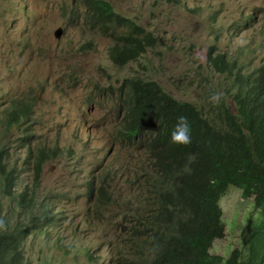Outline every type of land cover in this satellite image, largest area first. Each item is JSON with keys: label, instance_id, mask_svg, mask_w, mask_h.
<instances>
[{"label": "rangeland", "instance_id": "obj_1", "mask_svg": "<svg viewBox=\"0 0 264 264\" xmlns=\"http://www.w3.org/2000/svg\"><path fill=\"white\" fill-rule=\"evenodd\" d=\"M104 1L156 39L122 68L108 59L110 39L84 25L86 0H0V150L17 177L12 195L1 199L2 214L12 226L30 216L49 226L23 242L30 264H113L127 255L125 228L138 204L145 153L117 135L116 89L125 79L153 80L212 116L211 93L232 92L236 73L264 64V0ZM208 51L224 55L233 73L215 72ZM15 106L30 113L11 125ZM42 148L57 154L36 178L33 159ZM249 202L235 188L221 199L226 230L212 254L227 258L239 246Z\"/></svg>", "mask_w": 264, "mask_h": 264}, {"label": "trees", "instance_id": "obj_2", "mask_svg": "<svg viewBox=\"0 0 264 264\" xmlns=\"http://www.w3.org/2000/svg\"><path fill=\"white\" fill-rule=\"evenodd\" d=\"M83 19L89 30L110 39L108 59L118 68L138 60L156 44L150 32L116 13L107 1L86 0ZM207 61L219 74L233 73L234 67L222 54L208 51ZM116 91L121 120L117 135L129 147L142 149L145 159L138 204L125 228L128 253L113 264H264V64L249 74L236 73L233 91L223 92L230 104L223 98L219 106L213 105L212 116L175 100L153 80L125 79ZM29 113L27 106H15L9 123ZM181 115L191 125L188 145L170 143ZM56 154L38 150L33 159L36 178L42 163ZM4 157L0 150V191L11 196L17 177L13 181ZM228 188L240 190L250 202L249 214L239 227V246L224 258L211 249L225 236L219 202ZM92 193L90 187L89 196ZM100 194L109 201L102 188ZM41 213L49 216L48 210ZM1 218L7 229L0 231V264H30L23 242L31 231L49 226L31 216V225L12 226L7 216Z\"/></svg>", "mask_w": 264, "mask_h": 264}, {"label": "clouds", "instance_id": "obj_3", "mask_svg": "<svg viewBox=\"0 0 264 264\" xmlns=\"http://www.w3.org/2000/svg\"><path fill=\"white\" fill-rule=\"evenodd\" d=\"M241 27L243 28V26H241ZM107 55H108V52H107ZM224 95L225 94L223 92L214 91L209 96V100L214 106H219V104L221 103L222 99L224 98ZM170 143L176 144V145H188V144L191 143V125H190L189 120H188V118L186 116L181 115V116H179L177 118L176 123L174 124L173 129H172V131L170 133ZM230 189H232V188H228L226 194H228ZM11 192H12V190H11ZM3 197H8V196L3 195V193H1V191H0V202H1V199ZM219 205H220V202H219ZM1 217H5V215L2 214V204H1V213H0V231L7 229L6 222ZM31 218H33V217L31 216ZM27 224L31 225L32 223H27Z\"/></svg>", "mask_w": 264, "mask_h": 264}, {"label": "water", "instance_id": "obj_4", "mask_svg": "<svg viewBox=\"0 0 264 264\" xmlns=\"http://www.w3.org/2000/svg\"><path fill=\"white\" fill-rule=\"evenodd\" d=\"M62 33H63L62 28H61V27L57 28V29L54 31V38H55V39H59V38H61Z\"/></svg>", "mask_w": 264, "mask_h": 264}]
</instances>
